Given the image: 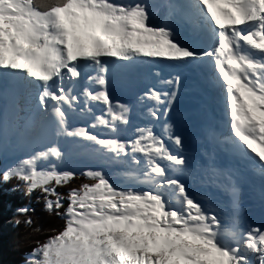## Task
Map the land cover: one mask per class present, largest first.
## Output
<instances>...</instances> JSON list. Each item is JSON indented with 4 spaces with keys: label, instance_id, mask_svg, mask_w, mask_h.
Instances as JSON below:
<instances>
[{
    "label": "snow or ice",
    "instance_id": "obj_1",
    "mask_svg": "<svg viewBox=\"0 0 264 264\" xmlns=\"http://www.w3.org/2000/svg\"><path fill=\"white\" fill-rule=\"evenodd\" d=\"M9 212L22 264H264V0H0Z\"/></svg>",
    "mask_w": 264,
    "mask_h": 264
},
{
    "label": "trees",
    "instance_id": "obj_2",
    "mask_svg": "<svg viewBox=\"0 0 264 264\" xmlns=\"http://www.w3.org/2000/svg\"><path fill=\"white\" fill-rule=\"evenodd\" d=\"M77 183H79V181H77ZM2 199L4 201H10L12 203L26 202L21 198L20 194H15L12 196H3ZM36 208H37V214L43 217L44 214L41 213V206L36 205ZM11 218H12V214L10 212L7 213L4 217L0 218V260H2L4 264H22V261L24 259V254L31 247L32 240L29 239V240H25L23 243L20 242L21 237L22 235L25 234L26 230L23 228H13L12 226H10L7 223V220ZM46 219H50V218H46ZM54 222L60 223L58 220ZM12 234H13L14 242H16L17 244L21 243V248L18 247L16 251L14 249L13 252H10L9 247L11 244L10 239H11ZM24 247H27V248L23 252ZM13 253L14 255L12 257Z\"/></svg>",
    "mask_w": 264,
    "mask_h": 264
},
{
    "label": "rangeland",
    "instance_id": "obj_3",
    "mask_svg": "<svg viewBox=\"0 0 264 264\" xmlns=\"http://www.w3.org/2000/svg\"><path fill=\"white\" fill-rule=\"evenodd\" d=\"M11 244H10V247H9V250H10V252H13V250L15 249V251L17 250V248L19 247V248H21V243L19 244H17L16 242H14V240H13V234H12V236H11ZM19 245V246H18ZM23 246V245H22ZM28 247V246H27ZM27 247H24L23 248V252H24V250H26V248ZM13 255H14V253L12 254V257H13Z\"/></svg>",
    "mask_w": 264,
    "mask_h": 264
}]
</instances>
